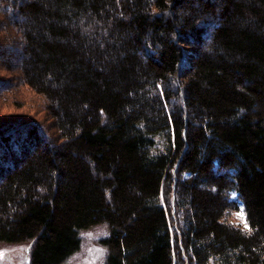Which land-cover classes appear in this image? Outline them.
I'll use <instances>...</instances> for the list:
<instances>
[{"label":"trees","instance_id":"1","mask_svg":"<svg viewBox=\"0 0 264 264\" xmlns=\"http://www.w3.org/2000/svg\"><path fill=\"white\" fill-rule=\"evenodd\" d=\"M3 85L49 134L0 116V245L64 264L101 226L103 264H264V0H0Z\"/></svg>","mask_w":264,"mask_h":264},{"label":"rangeland","instance_id":"2","mask_svg":"<svg viewBox=\"0 0 264 264\" xmlns=\"http://www.w3.org/2000/svg\"><path fill=\"white\" fill-rule=\"evenodd\" d=\"M5 89V85L0 87V96H3V99H0V116H9L10 115H35V125L38 129L42 131L43 136L45 137V132L49 134V130L45 124V115L42 112L43 104L33 96L31 93H28L26 89L16 87L19 97L16 99L22 100L24 105L22 107L15 109L16 105L10 104L9 100L12 99L8 94L6 95L2 91ZM15 90V91H16ZM4 95H3V94ZM1 144V143H0ZM3 144V143H2ZM1 144V145H2ZM163 198V199H162ZM231 199H236V194H231ZM166 201L165 194L161 193L160 202L164 203ZM169 202V198H168ZM170 205L172 208V217L180 222L181 215L175 212V200L174 196H171ZM240 206V205H239ZM241 208V206H240ZM232 223L235 224H244V215L241 212V209L237 211L232 216ZM170 224L172 230L174 224L170 216ZM106 236V230L101 226H96L88 230L80 232L81 244L79 250L73 254L70 258L66 260L64 264H103L105 257V249L101 246L100 240ZM29 244H2L0 245V264H28L29 256Z\"/></svg>","mask_w":264,"mask_h":264},{"label":"bare ground","instance_id":"3","mask_svg":"<svg viewBox=\"0 0 264 264\" xmlns=\"http://www.w3.org/2000/svg\"><path fill=\"white\" fill-rule=\"evenodd\" d=\"M6 43H7V42H6ZM6 43H5V44H6ZM11 51H12V50H11ZM7 53H8V52H7ZM6 55H7V54H6ZM161 190H162V188H161ZM161 193H162V192H161ZM159 196H160V194H159ZM162 199H163V198H162Z\"/></svg>","mask_w":264,"mask_h":264},{"label":"snow or ice","instance_id":"4","mask_svg":"<svg viewBox=\"0 0 264 264\" xmlns=\"http://www.w3.org/2000/svg\"><path fill=\"white\" fill-rule=\"evenodd\" d=\"M247 227V225H245Z\"/></svg>","mask_w":264,"mask_h":264}]
</instances>
